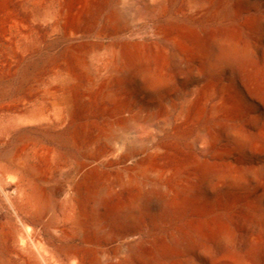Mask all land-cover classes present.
<instances>
[{
    "label": "bare ground",
    "instance_id": "obj_1",
    "mask_svg": "<svg viewBox=\"0 0 264 264\" xmlns=\"http://www.w3.org/2000/svg\"><path fill=\"white\" fill-rule=\"evenodd\" d=\"M191 2L201 11L200 17H208L212 0ZM104 6L103 0H90V15L99 14ZM124 18L120 9L109 15L117 27ZM194 22L158 25L154 40L141 38L112 47L82 104L71 92L55 98L62 105L57 122L67 125L84 117L90 103L99 106L97 117L102 119L92 120L78 132L85 158L69 188L61 191V199H52V230L60 244L52 243L50 250L38 239L35 227L21 217L20 210L43 217L48 207L36 181L40 173L36 165L31 166L33 178L20 191L23 203L6 198L14 214L10 213L5 243H10L21 264H198L197 255L186 249L207 241L208 231L218 238L226 235L208 223V187L238 195L239 168L246 159L244 140L233 141L230 124L221 125L222 135L208 128V118L226 116L234 106L226 98L228 84L212 72L214 64L208 70L214 45L208 44V28ZM75 56L81 60L83 52ZM70 76L73 79L74 73ZM183 91L187 99L173 118L169 109ZM145 106L156 109L149 121L159 114L168 116L161 130L164 137L154 140L153 151L139 135ZM6 182L19 179L9 175ZM4 187L0 178V190ZM188 214L195 220L183 223L169 242L151 238L145 229L146 218L183 220ZM228 262L247 264L234 248L223 249L220 257L211 256V264Z\"/></svg>",
    "mask_w": 264,
    "mask_h": 264
},
{
    "label": "rangeland",
    "instance_id": "obj_2",
    "mask_svg": "<svg viewBox=\"0 0 264 264\" xmlns=\"http://www.w3.org/2000/svg\"><path fill=\"white\" fill-rule=\"evenodd\" d=\"M89 1L0 0V178L5 186L0 190V264H7L4 259L21 264L5 243L10 213L14 214L6 198L23 203L20 191L33 178L32 165L39 168L36 181L48 207L43 217L20 210L21 217L50 250L52 243L60 244L52 230V199H61V191L69 188L85 158L78 132L102 119L97 117L99 106L90 103L84 117L67 125L57 122L62 105L55 98L71 92L82 104L112 47L141 38L154 40L158 25L194 21L208 28V44L214 42L208 70L214 64L212 72L228 84L226 98L234 106L226 116L208 118V128L222 135L221 125H232L233 141L244 140L246 159L239 168L238 195L208 187V223L226 235L218 238L208 231L207 241L186 251L197 255L198 264H211V256L220 257L227 248L240 252L247 264H264V0H212L208 17H200L192 0H103L105 6L95 16L90 15ZM116 9L125 16L120 27L109 20ZM78 51L83 52L81 60L75 56ZM186 99V91L181 92L169 109L171 117L178 115ZM155 110L145 106L138 122L140 138L151 151L154 140L163 139L161 130L168 123L162 114L149 121ZM9 175L17 176L19 185L7 183ZM195 218L189 214L183 220L146 218L145 229L151 238L169 242L183 223Z\"/></svg>",
    "mask_w": 264,
    "mask_h": 264
}]
</instances>
